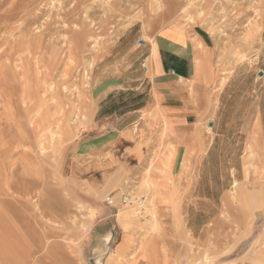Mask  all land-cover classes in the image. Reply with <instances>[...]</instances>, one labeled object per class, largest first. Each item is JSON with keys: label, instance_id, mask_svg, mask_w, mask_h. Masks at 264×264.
<instances>
[{"label": "rangeland", "instance_id": "1", "mask_svg": "<svg viewBox=\"0 0 264 264\" xmlns=\"http://www.w3.org/2000/svg\"><path fill=\"white\" fill-rule=\"evenodd\" d=\"M44 1L0 0V264H38L25 252L31 222L76 247L75 264H125L147 234L162 264H264V0H177L189 4L164 17L165 0ZM160 37L195 41L198 83L164 75L172 66L156 74ZM179 104L190 115L174 126ZM184 132L203 139L198 152L176 146ZM129 138L159 156L158 181L152 161L129 171ZM62 205L77 216L56 220Z\"/></svg>", "mask_w": 264, "mask_h": 264}, {"label": "bare ground", "instance_id": "2", "mask_svg": "<svg viewBox=\"0 0 264 264\" xmlns=\"http://www.w3.org/2000/svg\"><path fill=\"white\" fill-rule=\"evenodd\" d=\"M51 1V0H50ZM98 1V0H97ZM103 1H106V0H103ZM102 1V2H103ZM109 1V0H108ZM185 1H187V0H185ZM198 1H200V0H198ZM197 1V2H198ZM44 2H46L47 3V0L46 1H44ZM120 2V1H119ZM119 2H117V1H114V2H112V3H110V5L111 6H109L110 8H112L113 10H117V4H119ZM155 2V1H154ZM195 2V1H194ZM197 2H195V3H197ZM208 2V1H207ZM50 3V2H49ZM108 3V2H107ZM107 3H105L106 5H107ZM153 3V2H152ZM41 4H42V2H41ZM40 4V5H41ZM45 4V3H44ZM92 4V3H91ZM151 4V3H150ZM156 4H158L157 5V10H161L162 11V15L161 16H165V15H168V16H171V15H174L177 11H178V9H179V6H182V7H184V6H186V5H188V4H180V3H178V1L177 0H165L164 2H161V1H158V3H156ZM198 4V3H197ZM207 4V3H206ZM102 6V5H101ZM156 6V5H155ZM42 7V6H41ZM106 7V6H105ZM38 8V7H37ZM36 7L34 8V9H36L37 11H38V9H37ZM107 8V10H108V7H106ZM119 8V7H118ZM142 9V8H141ZM106 10V9H105ZM110 10V9H109ZM115 10V11H116ZM186 10V9H185ZM184 10V11H185ZM114 11V12H115ZM181 11H182V9H181ZM201 11H202V9H201ZM113 12V13H114ZM156 12V11H155ZM35 13V12H34ZM153 13V12H152ZM179 13V12H178ZM177 13V14H178ZM156 14V13H155ZM182 14V13H181ZM34 17H36V15L34 16ZM65 22V21H64ZM63 22V23H64ZM96 24V23H95ZM65 25H66V23H65ZM63 26V25H62ZM80 26H82V23H81V25ZM164 26V25H163ZM95 27V26H94ZM93 27V28H94ZM191 27H193V26H191ZM65 28V27H64ZM173 29V31H182V30H184V29H182V28H178V27H175V26H173L172 27ZM185 28V27H184ZM96 29V28H95ZM182 29V30H181ZM187 29V28H186ZM93 30V29H92ZM193 31V30H192ZM191 31V32H192ZM198 35V34H197ZM13 36V35H12ZM65 36V35H64ZM90 36V35H89ZM11 37V36H10ZM68 37V36H67ZM197 37V36H196ZM12 38V37H11ZM15 38V37H14ZM70 38V37H69ZM89 38H91V37H89ZM198 38V37H197ZM191 38H189V41H191L190 40ZM195 39V38H194ZM199 39V38H198ZM64 40H66V39H64ZM96 40V39H95ZM94 40V41H95ZM147 40V39H146ZM153 40V39H152ZM11 41H12V45H19L20 44V42H19V40L17 39V40H14V39H11ZM69 41V40H68ZM148 41V40H147ZM192 41H194V40H192ZM191 41V42H192ZM198 41H201L202 42V44H203V40H198ZM71 43H72V40L70 41ZM93 42V41H92ZM91 42V43H92ZM195 42V41H194ZM66 43V42H65ZM68 43V42H67ZM71 43H69V44H71ZM94 43V42H93ZM151 43V42H150ZM69 44H68V46H69ZM73 44V43H72ZM71 44V45H72ZM96 44V42L94 43V45ZM152 45H153V42H152ZM157 45V44H156ZM190 45H193V42L192 43H190V42H188L187 43V47H185V50L187 51V53L190 55V53H191V51H192V48H191V46ZM197 45H199V46H201V43L200 42H197ZM205 45V44H204ZM149 46H151V45H149ZM153 47V49H152V52L154 53L155 52V45H153L152 46ZM202 47V46H201ZM62 48H64V47H62ZM73 48V47H72ZM91 48H92V44H91ZM90 48V49H91ZM203 48V47H202ZM87 49V48H86ZM89 49V50H90ZM201 49V48H200ZM30 50V49H29ZM62 50V49H61ZM66 50V49H65ZM68 50H70V48L68 49ZM73 50H75V49H73ZM72 50V51H73ZM88 50V51H89ZM8 51V50H7ZM76 51V50H75ZM62 52V51H61ZM74 52V51H73ZM238 52V51H237ZM195 53H197V51L195 52ZM199 53H200V51H199ZM79 55V54H78ZM83 55V54H82ZM150 55V54H149ZM195 55V54H194ZM70 56V55H69ZM151 57V56H150ZM200 57H203V56H200ZM29 58V57H28ZM31 58V57H30ZM77 59V58H76ZM70 60V59H69ZM71 60H73V59H71ZM27 61V60H26ZM76 61V60H75ZM70 62H72V61H70ZM194 62V61H193ZM27 64V63H26ZM38 64H39V62H38ZM71 64V63H70ZM74 64V63H73ZM40 65V64H39ZM149 65V64H148ZM147 65V66H148ZM28 66V65H27ZM74 66V65H73ZM33 67V66H32ZM37 67H38V65H37ZM45 67V66H44ZM70 67H71V65H70ZM201 67H202V65L200 64L197 68H196V71H197V69H201ZM34 68H35V66H34ZM39 68H41V67H39ZM43 68V67H42ZM81 68V67H80ZM82 69H84V66H82ZM81 69V70H82ZM215 69V68H214ZM37 70H39V69H37ZM29 71H30V69H29ZM69 71V70H68ZM74 71V70H73ZM85 71V70H84ZM36 72V71H35ZM38 72V71H37ZM41 72V71H40ZM67 72V71H66ZM146 72V71H145ZM149 72V71H148ZM147 72V73H148ZM69 73H70V71H69ZM73 73V72H72ZM76 73V72H75ZM74 73V75H73V78L74 77H76L75 75L77 74H75ZM151 73V72H150ZM196 74L198 73V71L197 72H195ZM194 73V74H195ZM202 73V72H201ZM38 74V73H37ZM40 74V73H39ZM67 74V73H66ZM71 74V73H70ZM18 75V74H17ZM41 75V74H40ZM46 75V73L44 74V76ZM65 75V74H64ZM202 75V74H201ZM43 76V77H44ZM149 76V75H148ZM151 76V75H150ZM198 76V75H197ZM18 77H19V75H18ZM28 77H29V75H28ZM49 77V76H48ZM67 77H68V75H67ZM69 77H70V75H69ZM152 77V76H151ZM150 77V78H151ZM196 77V76H195ZM195 77H193V78H191L190 80H192V81H196V79H199V78H196L195 79ZM33 78V77H32ZM72 78V79H73ZM77 78V77H76ZM27 79V78H26ZM44 79V78H43ZM46 79V78H45ZM44 79V80H45ZM66 79V78H65ZM68 79V78H67ZM69 79H71V78H69ZM30 80V79H29ZM76 80H78V79H76ZM27 81V80H26ZM33 81V80H32ZM46 81V80H45ZM75 81V80H74ZM73 81V82H74ZM79 81V80H78ZM225 81V80H224ZM30 82V81H29ZM39 83H40V81H38ZM154 82V81H153ZM197 82V81H196ZM26 83H28V81L26 82ZM33 83V82H32ZM32 83H31V85H32ZM77 83H79V82H77ZM198 83V82H197ZM197 83H195V84H197ZM215 83V82H214ZM38 84V83H37ZM52 84V83H51ZM14 85V84H13ZM72 86V85H71ZM76 86V85H75ZM154 86V85H153ZM185 86V85H184ZM201 85H199V87H200ZM10 87V86H9ZM13 87V86H12ZM8 88V87H7ZM48 88V87H47ZM193 88V87H192ZM217 88V87H216ZM222 88V87H221ZM45 89V88H44ZM50 89V88H49ZM48 89V90H49ZM155 89V88H154ZM5 90H6V88H5ZM32 90V89H31ZM188 90V89H187ZM191 90V89H190ZM197 91V90H196ZM13 92V91H12ZM46 92V91H45ZM78 92V91H77ZM192 92L194 93V91L192 90ZM193 93L191 94V96L193 95ZM81 94V93H80ZM196 94H197V92H196ZM6 95V94H5ZM153 95V94H152ZM154 95H155V93H154ZM184 95V94H183ZM36 95H34V97H35ZM8 97H9V95H8ZM34 97H33V101L35 100L34 99ZM180 97V96H179ZM196 98V97H195ZM157 99V98H156ZM9 100H10V98H9ZM22 100V99H21ZM78 100H79V98H78ZM192 101V100H191ZM15 102V101H14ZM84 102V101H83ZM159 102V101H158ZM2 103V102H1ZM58 103V102H57ZM60 103V102H59ZM79 103V102H78ZM156 103V102H155ZM196 103V102H195ZM30 104V103H29ZM66 104V103H65ZM59 105V104H58ZM79 105H80V103H79ZM78 105V106H79ZM81 105H84V104H81ZM77 106V107H78ZM14 107V106H13ZM198 108V107H197ZM14 109V108H13ZM47 109V108H46ZM37 110V109H36ZM49 110V109H48ZM76 110H78V109H76ZM41 111V110H40ZM13 112V111H12ZM44 112H46V111H44ZM77 112H79V110L77 111ZM14 113V112H13ZM50 113V112H49ZM39 114V113H38ZM15 115V114H14ZM36 115V114H35ZM40 115V114H39ZM50 115V114H49ZM74 115H75V113H74ZM36 117V116H35ZM32 118V121H31V127H33L32 126V124H34V125H36V123H37V120H36V118ZM43 117V116H42ZM46 117H51V116H48V115H46ZM46 117H44V118H46ZM18 118V117H17ZM41 118V117H40ZM59 119V118H58ZM163 119V118H162ZM18 120V119H17ZM48 120V119H47ZM15 121V120H14ZM20 121V120H19ZM19 123V122H18ZM163 123H164V121H163ZM6 124V123H5ZM14 124H17V123H14ZM42 124V123H41ZM165 124V123H164ZM39 125V124H38ZM167 125V124H166ZM11 126H13V125H11ZM171 126V125H170ZM7 127H8V125H7ZM15 127V126H14ZM164 127H165V125H164ZM13 128V127H12ZM15 129H16V131H18V130H20L21 129V127H20V129H19V127L17 126V127H15ZM34 129V128H33ZM168 129V128H167ZM170 129H173V128H171L170 127ZM3 130V129H2ZM9 130V129H8ZM11 130H13V129H11ZM11 130H9V131H11ZM48 130H50V129H48ZM52 130V129H51ZM255 130V129H254ZM21 131H22V129H21ZM178 131V130H177ZM176 131V132H177ZM4 132L5 131H3V134H4ZM12 132V131H11ZM9 133L10 135L12 134V133ZM19 132V131H18ZM40 132H42V131H40ZM180 132V131H179ZM16 133V132H15ZM6 134H8V133H6ZM171 134V133H170ZM1 135V134H0ZM16 135H17V133H16ZM27 135V134H26ZM169 135V134H168ZM174 135H177V134H173V136ZM255 135V134H254ZM4 136V135H3ZM25 136V135H24ZM177 136H179V135H177ZM252 136H253V134H252ZM256 136H257V134H256ZM1 138H2V136H0ZM8 137V136H7ZM254 137V136H253ZM252 137V138H253ZM3 138H5V136L3 137ZM16 138V137H15ZM261 138V137H260ZM169 139V138H168ZM18 140V139H17ZM167 140V139H166ZM182 140V139H181ZM213 140V139H212ZM261 140V139H260ZM3 141H4V139H2V140H0V142H1V144H0V146H1V148H0V154H1V156H4L6 153H8V151H9V149L4 145V143H3ZM13 141H15V139L13 140ZM250 141V140H249ZM248 143V142H247ZM254 143H255V141H254ZM184 145V144H183ZM249 145V144H248ZM31 148V147H30ZM234 148V147H233ZM246 148V147H245ZM251 149V148H250ZM254 149V148H253ZM26 150H28V149H26ZM180 150V149H179ZM255 150V149H254ZM254 153V152H253ZM256 155V154H255ZM254 155V156H255ZM252 156V155H251ZM164 157V156H163ZM252 158V157H251ZM252 160H253V158H252ZM247 161V160H246ZM259 161H261V160H259ZM249 162V161H248ZM252 162H254V161H252ZM29 163H30V161H29ZM239 163V162H238ZM263 163V162H262ZM28 164V163H27ZM26 164V165H27ZM250 164V163H249ZM149 167V166H148ZM165 167H167V166H165ZM264 167V166H263ZM150 169V168H149ZM152 182V181H151ZM153 183V182H152ZM259 183V182H258ZM245 184V183H244ZM260 184H261V182H260ZM152 185V189L154 190L153 192L154 193H156V188H155V186L153 185V184H151ZM240 186L242 185L243 186V184H239ZM246 186V185H245ZM264 187V186H263ZM262 188V187H261ZM240 189V188H239ZM234 190V189H233ZM160 194V193H159ZM230 194V193H229ZM247 194V193H246ZM262 194V193H261ZM35 196H37V195H35ZM154 196H155V194H154ZM231 196H232V194H231ZM263 196V195H262ZM39 197V196H38ZM34 198V197H33ZM251 198H252V196H247L246 197V199H247V201H249V200H251ZM14 199V197L12 198V200ZM37 199H39V198H37ZM221 199V198H220ZM235 199V198H234ZM231 200V199H230ZM238 200V199H237ZM261 200V199H260ZM264 200V199H263ZM8 201V200H7ZM17 201H18V199H17ZM21 201V200H20ZM156 201V200H155ZM221 201H223L222 199H221ZM157 202V201H156ZM233 202V200L231 201V203ZM2 203V202H1ZM79 203V202H78ZM223 203V202H222ZM261 203V202H260ZM2 204H4V203H2ZM7 204V203H6ZM10 204V203H9ZM21 204V203H20ZM35 204V203H34ZM82 204V203H81ZM224 204V203H223ZM234 204V203H233ZM17 205V204H16ZM29 205V204H28ZM76 205V204H75ZM157 205V204H156ZM225 205V204H224ZM238 205V204H237ZM236 205V206H237ZM26 206V205H25ZM38 207L40 206V205H37ZM37 206H36V208H37ZM223 206V205H222ZM41 207V206H40ZM79 207V206H78ZM239 208V207H238ZM227 208H225V210H226ZM240 209V208H239ZM72 210V209H71ZM71 210H69V208L68 207H66V205H62L61 206V208L58 210V211H56L55 213H56V216L57 217H55V218H57L56 220H65V218H67V217H70V218H73V217H75V216H77V214H76V211H71ZM221 211H223V209H220ZM224 210V211H225ZM235 210V209H234ZM247 210V209H246ZM30 211V210H29ZM39 211V210H38ZM233 211V210H232ZM239 211L240 210H238L237 212L239 213ZM151 212V211H150ZM229 212H231V211H229ZM20 213V212H19ZM153 213V212H152ZM223 213V212H222ZM28 214V213H27ZM30 214V213H29ZM51 214V213H50ZM224 214V213H223ZM240 214H241V212H240ZM245 214H247V212H245ZM22 215V214H21ZM24 215V214H23ZM52 215V214H51ZM153 215V214H152ZM155 215V214H154ZM31 217V216H30ZM155 217V216H154ZM153 217V218H154ZM157 217H158V215H157ZM23 218V220H24V217H22ZM29 218V217H28ZM152 218V220H154ZM32 219V218H31ZM29 221H30V219H29ZM66 221V220H65ZM69 221V220H68ZM23 222H25V221H23ZM154 222V221H153ZM26 223H28V222H26ZM32 224H30L31 226H29L30 227V238H31V240H32V242L33 243H31L27 238H26V242L28 243V245L27 246H25L26 248H25V252H27L28 254H30V253H32L31 255H33V257H31V259L30 260H32V258H33V260L35 261V262H37L38 264H75L73 261V258H72V256H71V250H73L74 248H76V247H74V246H72V244L71 245H69V243H66L65 244V242H62L61 240H63V239H61L60 241H51V242H49L48 241V238L46 237V235L45 234H43L42 232H39V229L37 230V224L36 223H33V222H31ZM65 223V222H64ZM124 223V222H123ZM131 223H133V222H131L130 221V224ZM17 224H19V223H17ZM66 224V223H65ZM78 224V223H77ZM135 224V223H134ZM155 224V223H154ZM153 224V226H155ZM20 225H22V223L20 224ZM44 225V224H43ZM73 225V224H72ZM28 226V225H27ZM128 227V226H127ZM135 227V226H134ZM133 227V228H134ZM140 226H138V228H139ZM150 227H151V225H150ZM23 228H24V226H23ZM42 228V227H41ZM74 228V227H73ZM24 229H26V228H24ZM27 229H29V228H27ZM43 229V228H42ZM41 229V230H42ZM151 229V228H150ZM45 230V229H44ZM158 230V229H157ZM15 231V230H14ZM27 231V232H28ZM43 231V230H42ZM58 232V231H57ZM61 232V231H60ZM131 232V231H130ZM160 232V231H159ZM25 233V232H24ZM23 234V233H22ZM146 234V233H145ZM145 234H143V235H145ZM160 234H162L161 232H160ZM135 235V234H134ZM150 235V234H149ZM157 235V234H156ZM16 236V235H15ZM9 237V236H8ZM34 237H35V239H34ZM152 237V236H151ZM156 237V236H155ZM60 239V238H59ZM157 239V238H156ZM155 239V240H156ZM138 240V239H137ZM159 240V239H158ZM13 241V240H12ZM16 241V240H15ZM21 241V240H20ZM154 241V240H153ZM132 240L131 239H129L128 238V236H124V238H123V240H122V243L118 246V248H117V253H118V255L119 256H124L123 254H125V248L126 247H129L130 246V243L132 244ZM152 241H150V237L148 236V234L147 235H145V236H143L141 239H139V241L137 242V244L135 245V247L133 248V250H132V252L131 253H129V258H131L130 260H126V262H125V264H162L160 261L158 262V260H157V258L155 257V254L153 253L154 251L152 250V248L150 247L151 245H150V243H151ZM155 242V241H154ZM134 243V242H133ZM164 243V242H163ZM1 244H2V242H1ZM152 244V243H151ZM155 245H156V243H155ZM17 247H18V245H17ZM153 247V246H152ZM21 248V247H20ZM157 249V248H156ZM13 250V249H12ZM158 250V249H157ZM33 251V252H32ZM77 252V251H76ZM17 253V252H16ZM8 254V253H7ZM15 253H13V255H14ZM160 254V253H159ZM9 255V254H8ZM128 255V254H127ZM30 256V255H29ZM163 256V255H162ZM162 256H160L161 258L160 259H162ZM11 257V256H10ZM17 257V256H16ZM74 257V256H73ZM206 258V257H205ZM45 259H47V263H46V261H44ZM124 259H125V256H124ZM14 260V259H13ZM163 260V259H162ZM206 260H207V258H206ZM34 261H33V263H34ZM7 262V261H6ZM208 262V261H207ZM197 263H198V261H197ZM36 264V263H35ZM164 264H166L165 262H164Z\"/></svg>", "mask_w": 264, "mask_h": 264}, {"label": "crops", "instance_id": "3", "mask_svg": "<svg viewBox=\"0 0 264 264\" xmlns=\"http://www.w3.org/2000/svg\"><path fill=\"white\" fill-rule=\"evenodd\" d=\"M195 35L201 39V36L199 34L197 35V33H195ZM256 40L257 39H255L254 43L252 44L253 48L256 45ZM188 42H190L189 39H186L185 42L181 43L180 41L175 40L173 38L170 40H167V38H165V40H164L163 37L158 38L157 42H155V44H154L156 47L155 52L154 53L152 52L153 47L151 48V51H150L151 52L150 53V56H151L150 60H151L153 68L156 71V74L159 73L161 75V74L165 73L164 69L166 68V66H172L173 71L170 73L164 74V75H168L169 78H176V79H183V80H188V79L193 78L194 73L196 72L195 59H196L197 55L193 49H192L190 55L187 53V51L185 50V47H187ZM257 54L259 55V51H257ZM195 78H197V77H195ZM182 104H179L175 107L176 113L170 114L173 117L172 119L175 120V121H171V124L174 126L185 125L186 122H183L182 119L187 117V115H190V113L187 114V113L180 112V111H186L184 109V106H182ZM178 135L179 136H176L174 138V140L176 141V146H178V143H177L178 140L180 141L182 139V141L188 140L190 142V144H191L190 153H192L193 150H194V152H198V149L200 147H202L203 142L200 143V141L203 139L198 136V133L193 134L190 132L189 133L184 132V133H180ZM185 137H188V138H185ZM140 140H143V138ZM131 141L134 144V149H131V147L128 146V151H127L126 155L129 157H133L136 160L135 161L136 163H133V165L131 167H129L130 168L129 171L132 172V174H135L140 178V176H142V174L143 175L145 174L148 164L152 161L153 167H154V169L152 170V173L156 175L152 178L154 179V181H158L156 179L161 177L158 175V172H157V169L159 168V166L161 167V164H160L159 160L157 159V158H159V156L153 155L151 153V150H148L146 148H142L144 145L140 144V141H138L139 144L138 143L135 144V140H131ZM181 147H182V145H181ZM183 147H187V146L184 145ZM186 150L187 149H185L184 151H186ZM169 151H168V153H166V151H165L164 152L165 156L164 157L162 156V157H163V159L165 158V161L169 160V163H170L169 166L175 168L176 165L174 163H171V162H173L172 158L174 155H168ZM161 169H163V168H161Z\"/></svg>", "mask_w": 264, "mask_h": 264}, {"label": "built area", "instance_id": "4", "mask_svg": "<svg viewBox=\"0 0 264 264\" xmlns=\"http://www.w3.org/2000/svg\"><path fill=\"white\" fill-rule=\"evenodd\" d=\"M106 201H107L108 204H112L113 203V200L109 196L106 198ZM121 202L124 203V204H128V203H130V199L128 197H123V198H121ZM136 202L138 204H141L142 201L136 199Z\"/></svg>", "mask_w": 264, "mask_h": 264}]
</instances>
